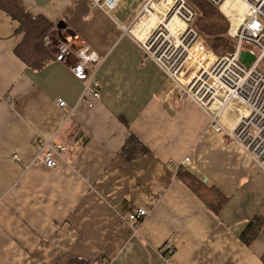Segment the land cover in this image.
I'll return each instance as SVG.
<instances>
[{"label":"crops","instance_id":"0c3cea01","mask_svg":"<svg viewBox=\"0 0 264 264\" xmlns=\"http://www.w3.org/2000/svg\"><path fill=\"white\" fill-rule=\"evenodd\" d=\"M17 1L53 24L50 35L102 57L101 95L79 104L85 83L54 55L28 69L15 54L18 24L0 10V264H264V171L124 34L148 0L110 12L87 0ZM36 136L68 148L59 168L31 166ZM133 139L147 152L135 155ZM186 157L229 198L218 216L177 177ZM136 208L149 216L122 225ZM254 218L262 232L248 246L240 236Z\"/></svg>","mask_w":264,"mask_h":264},{"label":"built area","instance_id":"2783aa9c","mask_svg":"<svg viewBox=\"0 0 264 264\" xmlns=\"http://www.w3.org/2000/svg\"><path fill=\"white\" fill-rule=\"evenodd\" d=\"M87 1L93 8L108 11L115 10L121 2ZM206 1L219 8L230 22L228 34L236 42L235 51L231 54L219 56L209 48L204 38L193 28L196 12L185 0H176L160 23L152 30L147 28L143 31L144 38H138L132 28L123 29V32L140 46L144 59L155 62L178 86L184 99L194 102L209 114L211 130L226 135L238 144L253 163L264 171V74L260 71V64L264 61V0ZM153 2L149 0L142 11L150 14L154 10L150 6ZM235 5L243 7L241 13L238 14L239 8H235ZM137 17L132 24L137 23ZM168 17H176L184 25L179 34L172 33L163 23ZM76 44L73 38L65 35L54 56L57 61L67 64L73 75L85 83L79 104L85 103L91 108L101 95L97 75L103 59L89 46L80 47ZM244 51L255 57L250 66L240 60ZM88 95L91 98L89 100ZM57 104L59 108L67 107L64 100H58ZM232 104L243 116L235 128H228L221 119ZM74 111L75 108L70 114ZM33 143L36 155L31 166L47 169L60 167L68 150L65 145L38 136ZM14 159L20 161L16 156ZM182 163H190V158L186 157ZM148 216L149 212L145 208H136L128 217L120 219L122 225L137 228ZM165 248L173 251L171 244H166Z\"/></svg>","mask_w":264,"mask_h":264},{"label":"trees","instance_id":"16d2710c","mask_svg":"<svg viewBox=\"0 0 264 264\" xmlns=\"http://www.w3.org/2000/svg\"><path fill=\"white\" fill-rule=\"evenodd\" d=\"M185 1L196 12L197 17L193 22V27L204 38L209 48L219 56L233 53L236 42L228 34L229 23L220 15L216 17L210 10L204 11L201 4L204 3L215 10L217 8L206 0ZM0 10L18 24L16 34L21 37V41L15 49V54L28 69L39 71L55 59L45 46V41L54 27L53 24L43 17L31 15L17 0H0ZM199 12H204L205 18L201 17L197 21ZM133 142L136 143L132 146L135 155L147 152V147L137 140L133 139ZM177 177L201 199L206 208L215 216L221 213L229 201V198L216 186L202 181L187 167L180 168ZM262 227L260 219H251L240 236L243 242L250 246L262 232ZM262 261L264 263V255ZM72 264H81V262Z\"/></svg>","mask_w":264,"mask_h":264},{"label":"rangeland","instance_id":"374dc122","mask_svg":"<svg viewBox=\"0 0 264 264\" xmlns=\"http://www.w3.org/2000/svg\"><path fill=\"white\" fill-rule=\"evenodd\" d=\"M149 1V0H148ZM147 1V2H148ZM162 1H164V0H154V2H153V5H154V7H153V5H151L150 4V6H152V8H154V10H151L150 11V14L148 13V12H143L142 11V9L144 8V6L147 4V2L145 3V5L143 6V8L141 9V11L137 14V16L139 15L140 17L138 18L137 16V23L135 24H130V26L129 27H127V28H132L134 31H135V34L137 35V37L138 38H144V35H142L140 32L143 30V29H145L146 27H143V25H145L146 24V22L147 23H149L150 21H152V18H153V14L152 13H156L157 12V10L158 9H160V10H162L160 7V4H161V2ZM203 7H204V11L206 10V11H208V10H210V11H212V13H214L215 14V16L217 17L218 15H220V16H222L224 19H226V21L229 23V28H230V22H229V20L227 19V17L220 11V9L219 8H217V10H215V9H213L212 7H208L206 4H204V3H202L201 4ZM119 6V5H118ZM235 8H239V10H238V14L239 13H241L240 12V10L243 8V7H237L236 5H235ZM101 9V8H100ZM103 10H105V11H107V12H110V11H108V10H106V9H103ZM155 11V12H154ZM201 12V11H200ZM198 13V19H197V21L199 20V18H201V17H203V18H205V14H204V12H202V13ZM157 14H159V13H157ZM160 16V15H159ZM135 17V18H136ZM197 17V16H196ZM135 18H134V20H135ZM133 20V21H134ZM179 23H180V21L179 20H177ZM182 23V22H181ZM180 23V24H181ZM182 25V27L184 28V25L183 24H181ZM141 27H143V28H141ZM126 28V29H127ZM194 28V27H193ZM229 31V30H228ZM45 46H46V48L50 51V53L52 54V55H55L56 54V51H57V49H58V47L62 44V40L58 37V36H55L54 34L53 35H50V36H48V40L47 41H45ZM77 45V44H76ZM83 45H85V44H79V46L81 47V46H83ZM78 46V45H77ZM145 58V57H144ZM147 60H150V59H143V61L145 62V61H147ZM152 61V60H151ZM153 62V61H152ZM155 63V62H154ZM156 64V63H155ZM156 66H157V64H156ZM100 67H101V65H100ZM158 67V66H157ZM260 71L264 74V61L260 64ZM98 76V75H97ZM168 77V76H167ZM100 84V83H99ZM88 97V96H87ZM91 99V98H90ZM100 99V98H99ZM89 100V99H88ZM95 103V102H94ZM94 106V105H93ZM238 107V106H237ZM242 111H244V110H242ZM225 113V112H224ZM241 112L238 110V109H236V105L235 104H232V105H230V107H228V109H227V112H226V116H234V115H236L237 116V118L239 117V118H241L243 115H242V113L240 114ZM225 116V117H226ZM49 140V139H48ZM185 159V158H184ZM17 161V160H16ZM183 162V161H182ZM180 163L179 164V166H177L175 169H176V173L178 172V170L180 169V168H182V167H186V166H189V164L190 163ZM32 164V163H31ZM61 166V165H60ZM189 170H191L192 171V169L191 168H188ZM193 173H195L194 171H192Z\"/></svg>","mask_w":264,"mask_h":264},{"label":"bare ground","instance_id":"6f19581e","mask_svg":"<svg viewBox=\"0 0 264 264\" xmlns=\"http://www.w3.org/2000/svg\"><path fill=\"white\" fill-rule=\"evenodd\" d=\"M175 1L176 0H164V1L161 2L162 4L164 3L163 9L162 10L158 9L157 12L153 14L152 20L155 21V24H158V23H160L163 20L164 16L167 15L168 11L172 8V6L174 5ZM157 13H159V14H157ZM177 20H179V19L176 18V17H168L165 20V22H163V23H165L168 26L169 30L172 33H178L179 34L180 33L179 31H182L184 28L181 25L182 24L181 21L179 20L180 23H181L180 24ZM153 25L154 24H152L151 26H148V28L150 30H152ZM145 27L147 28V26H145Z\"/></svg>","mask_w":264,"mask_h":264},{"label":"water","instance_id":"95a60500","mask_svg":"<svg viewBox=\"0 0 264 264\" xmlns=\"http://www.w3.org/2000/svg\"><path fill=\"white\" fill-rule=\"evenodd\" d=\"M60 28H64V26H60ZM240 60L246 65L250 66L251 63L255 60V57L249 52H242L240 56Z\"/></svg>","mask_w":264,"mask_h":264}]
</instances>
